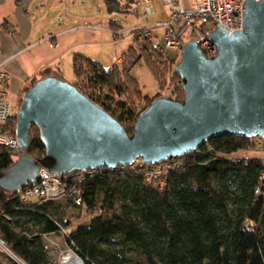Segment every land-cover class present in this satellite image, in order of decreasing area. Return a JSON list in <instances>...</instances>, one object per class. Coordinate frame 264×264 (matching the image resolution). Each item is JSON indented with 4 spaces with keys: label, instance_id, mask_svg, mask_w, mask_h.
<instances>
[{
    "label": "trees",
    "instance_id": "16d2710c",
    "mask_svg": "<svg viewBox=\"0 0 264 264\" xmlns=\"http://www.w3.org/2000/svg\"><path fill=\"white\" fill-rule=\"evenodd\" d=\"M102 1L108 13H119L120 0ZM134 44L137 48L122 55V68L105 70L87 56H73L78 79L73 85L129 135L147 108H132L125 96L131 89L128 79L135 93L141 91L130 72L142 58L139 48L150 43L135 35ZM150 69L160 82L165 80L156 67ZM171 71L180 78L174 67ZM105 89L118 101L102 96ZM174 94L177 100L184 96L183 91ZM252 144V139L230 134L214 137L182 158H170L175 163L156 177L151 175L156 165L140 163L62 176L64 197L92 215L88 226L73 229L55 201L28 204L21 199L27 186L19 192L0 188V240L26 264H52L43 236L61 233L85 264H264V159L235 157ZM27 154L37 160L46 154L37 126L30 129ZM14 163L12 153L0 148V171ZM75 192L81 205L73 199ZM1 253L0 264H15Z\"/></svg>",
    "mask_w": 264,
    "mask_h": 264
},
{
    "label": "water",
    "instance_id": "95a60500",
    "mask_svg": "<svg viewBox=\"0 0 264 264\" xmlns=\"http://www.w3.org/2000/svg\"><path fill=\"white\" fill-rule=\"evenodd\" d=\"M242 22L244 31L208 33L218 49L212 58L193 42L183 45L175 73L184 99L155 98L131 135L73 84L56 75L37 81L18 112L21 155L0 171V188L19 192L39 178L41 167L62 177L138 159L150 166L182 158L224 134L264 140V0H248ZM32 126L46 149L40 160L27 154Z\"/></svg>",
    "mask_w": 264,
    "mask_h": 264
},
{
    "label": "rangeland",
    "instance_id": "374dc122",
    "mask_svg": "<svg viewBox=\"0 0 264 264\" xmlns=\"http://www.w3.org/2000/svg\"><path fill=\"white\" fill-rule=\"evenodd\" d=\"M143 1V0H141ZM199 0H184L186 7L190 9H194L196 7V4ZM70 9L72 10V5L75 6V8L72 10L73 14L78 16L77 23H74L73 26L77 27L83 25L84 22H88L93 26H96L97 30H90L98 35H101V38L103 40V44L99 45L95 48V52L91 53L92 60L95 62H98L105 70L111 69L115 65H123V61H121V57L124 53H126L129 49V47L136 45L134 44V36L133 33L130 31H133L137 28L142 27H153L158 24H164L169 21V9L165 5H163L162 0H152L151 4L148 6L146 5H138L137 2H140V0H136L135 3H129L128 0H120V6H119V13H108L107 10L104 7L102 0H68ZM147 10H150L151 13L146 12ZM53 16H49L45 19L46 26L44 28L43 35L48 36L49 33L54 30L55 27H58L60 24L61 26H65L66 20L63 22L58 21L59 15L55 17V14H52ZM51 21L53 22L52 25ZM116 23L117 25H120V29L116 30V26H112L111 23ZM82 29V28H80ZM206 29L212 30L214 29L212 24L206 25ZM116 32L120 34L116 35L113 33V36L111 35V32ZM162 29L161 28H154L152 31V34L154 36V41H156V35H162ZM81 37V33L78 34ZM42 36V35H41ZM52 36V35H51ZM137 36V35H136ZM50 37V36H48ZM42 37H39V39ZM188 38V35L186 36ZM50 38H47L48 45L50 47L55 46ZM147 42V41H146ZM137 48V47H136ZM137 54H142L141 60L138 62V64L131 70V76L139 83L140 85V93H135L132 86L131 81L128 79L127 86H130L131 89L127 91L128 94H125L127 97L128 103L132 108H135L136 110H143L146 106L148 107L152 100H149L152 98L153 100L155 98H158L160 96L166 97L167 95H171L173 91L180 92L183 91V86L179 85V78L176 77L171 69L175 70V65L171 68V66L167 64H162L158 58L155 56V54L150 49V44L145 46L144 50H141L139 48V52ZM179 56V53L175 51L170 52V57L175 58ZM156 67L158 72H161L162 79L165 77V80L163 82H160L152 73L150 67ZM123 67V66H122ZM121 67V68H122ZM66 74H70L69 78L71 79L73 84H76L78 82V79L75 75H73L72 68L67 69ZM54 74H47L45 76H42L40 79H35L32 81L29 85V87L25 90V93L32 88V86L39 80H41L43 77L51 76ZM62 80V76L60 74H55ZM81 79H84L82 77ZM66 81V80H64ZM67 82V81H66ZM69 83V82H68ZM169 91V92H168ZM24 93V95H25ZM184 94V92H183ZM24 95L21 96L18 101H16V96L14 95L13 98L8 97L11 108H19L22 105ZM102 96H109L113 101H118L116 96L109 90L105 89L101 92ZM158 96V97H157ZM145 98H148L146 100ZM173 98L177 100V96L174 94ZM184 99V96L183 98ZM181 99V101H182ZM114 101V102H115ZM18 118L16 119L15 123L17 124ZM13 130V129H12ZM31 135L33 133L31 132ZM253 144L250 145L247 149H244L237 153L235 155L236 158H262L264 159V140L256 137L252 138ZM21 153L17 155V158L14 159V162H16ZM141 159H138L136 161H140ZM135 161V162H136ZM142 161V160H141ZM169 161V159L167 160ZM165 161L153 164L150 166H153L152 170H157L158 172L160 169H162L165 166ZM133 164L132 166H134ZM55 205L61 207L64 210L65 213V221H69L72 223V227L76 228L79 226H88L90 224V221L92 219V215L90 213H87L84 209L75 208L70 200L67 198L61 196L55 201ZM47 243V247L49 250V256H50V262L52 264H57L58 259L60 258V255L63 251L67 249L66 241H65V235L64 233H61L59 235H52L49 237V240H45ZM6 247L4 243L0 240V253L5 252ZM7 254V253H6ZM1 260L6 261L5 257L1 253Z\"/></svg>",
    "mask_w": 264,
    "mask_h": 264
},
{
    "label": "built area",
    "instance_id": "2783aa9c",
    "mask_svg": "<svg viewBox=\"0 0 264 264\" xmlns=\"http://www.w3.org/2000/svg\"><path fill=\"white\" fill-rule=\"evenodd\" d=\"M248 0H199L194 9L186 7L184 0H162L163 5L169 9V21L164 24H158L153 27L137 28L133 31V35H139L142 39L150 43V49L158 58L162 64L171 66L173 64V58L170 57V52L175 51L180 53L184 44L193 42L197 45L202 54L207 58H212L217 54V47L208 38V33L215 28L222 29L227 33L233 34L235 32L244 31L242 15L246 10V3ZM152 0H143L137 2L140 5L148 6ZM146 12L151 13L150 10ZM212 24L214 29H206V25ZM82 29L97 30L96 26L91 25L88 22H84ZM154 28H161L162 35H156V41L152 31ZM112 36L113 33L111 32ZM188 35V38L186 36ZM51 39H49L50 41ZM11 75L0 64V148H4L12 153L13 159L17 158V155L21 153V144L13 133L12 122L17 119L19 108H11L8 99V87L11 83ZM179 85L183 86L181 78ZM169 92V91H168ZM170 96L171 95H167ZM166 96V97H167ZM165 161V166L157 170H152L151 175L157 176L161 173L168 172L171 164L175 161ZM144 163L136 161L134 164ZM27 188L21 193V199L25 203L31 204L35 200H41L44 202L56 201L61 196H66L67 190L62 183V177L54 175L41 167L39 172V178L34 182L26 185ZM76 195L75 202L77 205H81V198L79 192L74 193ZM49 236L44 235V240H49ZM7 255L15 264H26L23 260L12 254L5 249ZM66 255L73 256L79 264H85L84 261L78 256V254L71 248L67 247L60 255L57 264H66L64 258Z\"/></svg>",
    "mask_w": 264,
    "mask_h": 264
},
{
    "label": "crops",
    "instance_id": "0c3cea01",
    "mask_svg": "<svg viewBox=\"0 0 264 264\" xmlns=\"http://www.w3.org/2000/svg\"><path fill=\"white\" fill-rule=\"evenodd\" d=\"M70 7L68 0H0V64L12 77L8 97L17 95L18 101L32 81L47 74H60L73 84L66 74L73 70V56L92 57L103 44L101 35L73 26L79 18L72 12L75 6ZM53 13L66 24L47 32L48 37L43 35L45 19ZM47 38L55 46L50 47Z\"/></svg>",
    "mask_w": 264,
    "mask_h": 264
},
{
    "label": "bare ground",
    "instance_id": "6f19581e",
    "mask_svg": "<svg viewBox=\"0 0 264 264\" xmlns=\"http://www.w3.org/2000/svg\"><path fill=\"white\" fill-rule=\"evenodd\" d=\"M64 261L66 264H79V262L71 255H66Z\"/></svg>",
    "mask_w": 264,
    "mask_h": 264
}]
</instances>
